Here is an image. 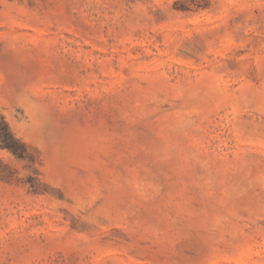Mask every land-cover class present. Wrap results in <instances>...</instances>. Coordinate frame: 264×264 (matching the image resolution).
<instances>
[{"label": "rangeland", "instance_id": "1", "mask_svg": "<svg viewBox=\"0 0 264 264\" xmlns=\"http://www.w3.org/2000/svg\"><path fill=\"white\" fill-rule=\"evenodd\" d=\"M0 264H264V0H0Z\"/></svg>", "mask_w": 264, "mask_h": 264}, {"label": "trees", "instance_id": "2", "mask_svg": "<svg viewBox=\"0 0 264 264\" xmlns=\"http://www.w3.org/2000/svg\"><path fill=\"white\" fill-rule=\"evenodd\" d=\"M2 147L8 149L19 158H25L27 150L25 145L15 138V136L6 128L0 134Z\"/></svg>", "mask_w": 264, "mask_h": 264}]
</instances>
